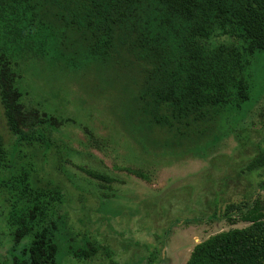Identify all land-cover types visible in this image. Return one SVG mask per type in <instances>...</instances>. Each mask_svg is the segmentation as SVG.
<instances>
[{
  "label": "trees",
  "instance_id": "1",
  "mask_svg": "<svg viewBox=\"0 0 264 264\" xmlns=\"http://www.w3.org/2000/svg\"><path fill=\"white\" fill-rule=\"evenodd\" d=\"M217 35L232 41L206 44ZM260 53L264 0H0V105L19 146L47 143L50 133L43 126L58 125L23 102L18 84L29 63L45 69L94 67L106 81L131 86L130 126L155 147L158 142L145 132L158 129L177 137L178 145H192L212 136L226 118L241 115ZM236 138L242 145L240 133ZM17 152H8L0 134V222L10 244V258L0 257V264H58L65 194L51 180L32 178L29 163L5 177ZM261 168L264 152L258 150L245 170ZM80 170L104 182V189L113 182L106 174ZM125 171L147 179L139 170ZM259 186L264 190V179ZM244 200L226 205L222 216L248 226L196 244L185 264H264V204L259 195ZM71 255L77 261L101 255L108 264H121L97 241Z\"/></svg>",
  "mask_w": 264,
  "mask_h": 264
},
{
  "label": "rangeland",
  "instance_id": "2",
  "mask_svg": "<svg viewBox=\"0 0 264 264\" xmlns=\"http://www.w3.org/2000/svg\"><path fill=\"white\" fill-rule=\"evenodd\" d=\"M230 41L217 35L206 44ZM255 58L249 100L241 115L226 118L212 136L192 145H178L177 137L173 140L158 129L145 132L148 140L158 142L155 147L130 126L131 86L124 89L106 81L94 67L22 66L18 87L23 102L58 125L43 126L50 133L47 143L19 146L7 130L0 105V134L8 152L18 149L4 176L29 163L32 178L51 180L62 188L65 224L57 239L58 264H108L101 255L90 261L72 257L71 251L90 241L107 245L121 264H158L159 259L160 264H185L196 244L248 226L238 218L231 224L222 215L226 205L245 202L244 197L259 195L264 204V190L259 191L264 168L245 170L258 150L264 152V53ZM80 167L113 179L109 189ZM125 169L139 170L147 179ZM0 204L3 207L1 198ZM9 246L1 221L3 261L10 258Z\"/></svg>",
  "mask_w": 264,
  "mask_h": 264
}]
</instances>
